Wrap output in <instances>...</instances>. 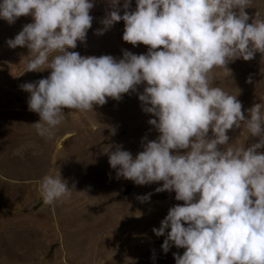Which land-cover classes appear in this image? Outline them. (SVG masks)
<instances>
[{
    "label": "clouds",
    "instance_id": "obj_1",
    "mask_svg": "<svg viewBox=\"0 0 264 264\" xmlns=\"http://www.w3.org/2000/svg\"><path fill=\"white\" fill-rule=\"evenodd\" d=\"M109 2L104 30L123 21V41L148 46L147 54L69 51L85 41L95 0H0V19L32 18L7 41L29 49L25 72L50 70L20 86L30 94L29 111L40 117L32 124L36 134L52 140L65 109L93 111L143 86L142 111L155 117L148 124L158 137H144L135 157L122 145L105 153L117 179L163 182L155 191L174 192L183 202L153 229L157 237L170 229L163 252L184 249L173 253L175 264H264V106L242 110L237 96L213 85L214 69L230 71L237 59L264 55V18L246 12L253 0H136L135 10L124 0L123 15L120 0ZM241 125L258 141L240 146L231 140L229 130ZM73 189L60 174L43 176L38 186L45 205ZM151 195L138 199L149 202Z\"/></svg>",
    "mask_w": 264,
    "mask_h": 264
},
{
    "label": "rangeland",
    "instance_id": "obj_2",
    "mask_svg": "<svg viewBox=\"0 0 264 264\" xmlns=\"http://www.w3.org/2000/svg\"><path fill=\"white\" fill-rule=\"evenodd\" d=\"M123 5L124 0L117 5L121 15ZM135 8L136 0H131L129 10ZM112 10L109 0H95L85 41L69 51L117 58H122V50L147 54L148 46L123 41V21L104 30L102 20ZM246 12L264 18V0H253ZM31 22L30 16L13 24L0 19V264H175L173 253L182 255L184 249L172 247L165 254L161 245L170 229L159 237L153 229L172 206L183 202L175 200L174 192L157 193L163 182L136 185L117 179L105 153L122 145L135 157L144 137H158L148 124L155 117L142 111L138 93L143 86L120 101L108 98L93 111L65 109L55 138H41L32 125L40 117L29 111L30 94L20 86L46 78L50 70L25 72L29 49L7 44ZM100 30L102 35L97 34ZM227 67L230 71L213 70V85L237 96L242 110L256 103L264 106V55L237 59ZM228 135L240 146L258 141L243 125ZM47 174H60L70 189L74 187L71 195L45 205L38 186ZM149 193V202L138 199Z\"/></svg>",
    "mask_w": 264,
    "mask_h": 264
},
{
    "label": "water",
    "instance_id": "obj_3",
    "mask_svg": "<svg viewBox=\"0 0 264 264\" xmlns=\"http://www.w3.org/2000/svg\"><path fill=\"white\" fill-rule=\"evenodd\" d=\"M130 189H131V187H128L125 193H129Z\"/></svg>",
    "mask_w": 264,
    "mask_h": 264
}]
</instances>
